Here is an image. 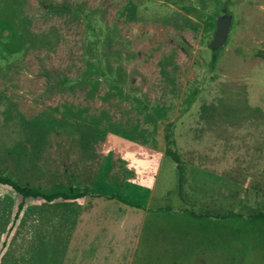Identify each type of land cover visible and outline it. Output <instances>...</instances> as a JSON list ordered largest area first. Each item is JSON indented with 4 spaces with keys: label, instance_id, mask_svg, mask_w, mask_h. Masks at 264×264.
I'll use <instances>...</instances> for the list:
<instances>
[{
    "label": "rangeland",
    "instance_id": "obj_1",
    "mask_svg": "<svg viewBox=\"0 0 264 264\" xmlns=\"http://www.w3.org/2000/svg\"><path fill=\"white\" fill-rule=\"evenodd\" d=\"M0 178L84 194L0 185V264H78L85 205L117 264H264V0H0Z\"/></svg>",
    "mask_w": 264,
    "mask_h": 264
},
{
    "label": "crops",
    "instance_id": "obj_2",
    "mask_svg": "<svg viewBox=\"0 0 264 264\" xmlns=\"http://www.w3.org/2000/svg\"><path fill=\"white\" fill-rule=\"evenodd\" d=\"M108 208L98 209L95 206L85 205L83 208H79L77 215H84V217L78 218L80 224V248L79 252H86L87 255H80L78 258V264H117L116 260L113 259L112 255H103L100 252L101 248H104L108 252V246L110 248L116 247V229L112 232V225L116 226V217L102 216L98 214L97 210H102L103 214H107L111 211ZM111 214V213H109ZM114 214V213H112ZM204 215V214H202ZM92 227H96L95 230ZM116 250V249H115ZM111 251V250H109ZM92 252L99 253L98 256H91Z\"/></svg>",
    "mask_w": 264,
    "mask_h": 264
},
{
    "label": "trees",
    "instance_id": "obj_3",
    "mask_svg": "<svg viewBox=\"0 0 264 264\" xmlns=\"http://www.w3.org/2000/svg\"><path fill=\"white\" fill-rule=\"evenodd\" d=\"M0 185L8 188L15 195L29 200H40L44 203L51 204L55 201H73L84 197V194L79 193L76 189H70L68 192H57V193H42L36 189L24 188L10 180L0 178ZM124 203L128 204L126 201ZM137 208V207H136ZM180 213H187L194 219H212V220H224L230 217L242 218V215L234 213L232 211L227 212L225 215H202L197 214L193 210L183 209L179 211ZM246 218L250 220H264V213H259L255 215H248Z\"/></svg>",
    "mask_w": 264,
    "mask_h": 264
},
{
    "label": "water",
    "instance_id": "obj_4",
    "mask_svg": "<svg viewBox=\"0 0 264 264\" xmlns=\"http://www.w3.org/2000/svg\"><path fill=\"white\" fill-rule=\"evenodd\" d=\"M230 25L231 17L229 15L221 13L217 16L215 33L211 43L209 44V49H218L224 45L228 36Z\"/></svg>",
    "mask_w": 264,
    "mask_h": 264
},
{
    "label": "flooded vegetation",
    "instance_id": "obj_5",
    "mask_svg": "<svg viewBox=\"0 0 264 264\" xmlns=\"http://www.w3.org/2000/svg\"><path fill=\"white\" fill-rule=\"evenodd\" d=\"M221 13H224V14H226L225 12H220L218 15H220Z\"/></svg>",
    "mask_w": 264,
    "mask_h": 264
}]
</instances>
